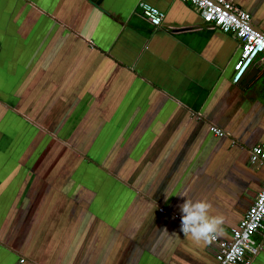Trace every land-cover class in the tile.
<instances>
[{"label":"crops","instance_id":"0c3cea01","mask_svg":"<svg viewBox=\"0 0 264 264\" xmlns=\"http://www.w3.org/2000/svg\"><path fill=\"white\" fill-rule=\"evenodd\" d=\"M229 1L264 31V0ZM240 52L182 0H0V264H217L176 214L207 201L229 240L264 186Z\"/></svg>","mask_w":264,"mask_h":264},{"label":"built area","instance_id":"2783aa9c","mask_svg":"<svg viewBox=\"0 0 264 264\" xmlns=\"http://www.w3.org/2000/svg\"><path fill=\"white\" fill-rule=\"evenodd\" d=\"M182 1L191 3L211 28H219L240 40L241 52L234 64L235 84L242 81L258 60L264 61V33L253 25L250 12L229 0ZM139 8L152 24H162L165 14L157 7L141 2ZM212 129L219 135L225 134L215 126ZM250 152L253 163L264 162V143L255 145ZM176 217L181 226V216L176 214ZM211 241L218 248L217 264H252L264 244V186L240 223L233 228L232 239L222 240L215 235Z\"/></svg>","mask_w":264,"mask_h":264},{"label":"clouds","instance_id":"9594fccd","mask_svg":"<svg viewBox=\"0 0 264 264\" xmlns=\"http://www.w3.org/2000/svg\"><path fill=\"white\" fill-rule=\"evenodd\" d=\"M186 196V193H181ZM211 204L204 200H191L187 198L181 205V231L190 235L196 243H211L215 235L223 232L222 215L210 214Z\"/></svg>","mask_w":264,"mask_h":264},{"label":"rangeland","instance_id":"374dc122","mask_svg":"<svg viewBox=\"0 0 264 264\" xmlns=\"http://www.w3.org/2000/svg\"><path fill=\"white\" fill-rule=\"evenodd\" d=\"M219 238H220V236H219ZM221 239H222V238H221ZM230 240H231V239H229V240H227V241H230ZM216 249H217V248L213 245V247L210 249V251L213 252V250H215V251H214V254H215V253H216Z\"/></svg>","mask_w":264,"mask_h":264},{"label":"water","instance_id":"95a60500","mask_svg":"<svg viewBox=\"0 0 264 264\" xmlns=\"http://www.w3.org/2000/svg\"><path fill=\"white\" fill-rule=\"evenodd\" d=\"M253 25L255 26V24L253 23ZM256 27V26H255ZM257 28V27H256ZM257 29H259L260 31H262L263 33H264V31L261 29V28H257Z\"/></svg>","mask_w":264,"mask_h":264}]
</instances>
